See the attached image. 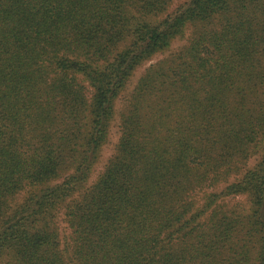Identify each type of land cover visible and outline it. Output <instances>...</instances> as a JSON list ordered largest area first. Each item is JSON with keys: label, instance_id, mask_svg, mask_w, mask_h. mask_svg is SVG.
<instances>
[{"label": "trees", "instance_id": "1", "mask_svg": "<svg viewBox=\"0 0 264 264\" xmlns=\"http://www.w3.org/2000/svg\"><path fill=\"white\" fill-rule=\"evenodd\" d=\"M173 2L0 0V264H264V0Z\"/></svg>", "mask_w": 264, "mask_h": 264}, {"label": "rangeland", "instance_id": "2", "mask_svg": "<svg viewBox=\"0 0 264 264\" xmlns=\"http://www.w3.org/2000/svg\"><path fill=\"white\" fill-rule=\"evenodd\" d=\"M184 1L186 0H174L172 3V6L170 7L168 13H171L173 10H175L178 6H180ZM166 16V15H165ZM189 35L186 34L185 37L179 38L174 43L172 44L171 48L165 52L164 54H159L156 57H154L151 61L146 62L144 65H142L140 68L137 69V71L134 73L128 87L127 91L124 94V96L119 99L117 103V108L121 110L124 106L125 99L130 95V93L133 91V89L136 87L140 77L144 74L146 69L150 67L152 64H155L162 59L176 53L181 47H183L188 40ZM119 118L116 117L115 121L113 122L111 132H110V138L108 144L104 147L102 156H101V161L99 165L97 166V171L94 173L93 178L89 181L88 186L92 185L96 181V177L98 172H101L104 169L105 164L108 162L109 158L112 156L115 146L118 142L119 139ZM258 163V156H254L250 162H249V167H253ZM222 188V187H221ZM24 198V195H22L21 200ZM246 198H237L231 201V199L228 200L229 206H236L237 204H242V206H246Z\"/></svg>", "mask_w": 264, "mask_h": 264}]
</instances>
